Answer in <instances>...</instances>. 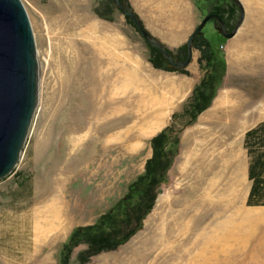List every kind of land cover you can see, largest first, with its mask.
Instances as JSON below:
<instances>
[{"label":"rangeland","instance_id":"rangeland-1","mask_svg":"<svg viewBox=\"0 0 264 264\" xmlns=\"http://www.w3.org/2000/svg\"><path fill=\"white\" fill-rule=\"evenodd\" d=\"M22 2L37 49L38 104L17 166L0 180V264H41L46 255L52 260L47 264H59L73 230L96 223L125 196L152 156V138L171 124L179 131V150L142 229L116 251L101 253L89 264H264V206L247 205L252 182L244 130L218 135L222 131L218 124L205 125L213 134H198L197 141L195 137L191 141L190 134L203 126L201 117L226 93L243 98L237 117L257 109L264 113V72L226 70L211 107L192 125H185L187 118L182 116L189 95L178 99L161 130L149 135L144 130L160 106L161 69L150 63V45L126 15L116 6L113 21L100 18L94 8L103 9V0ZM195 4L200 24L208 15L207 5L202 0ZM214 26L209 21L203 34L207 37ZM255 42H263L258 48L263 53L252 59L264 63V41ZM210 43L220 46L212 38ZM203 75L200 71L195 85ZM174 113L178 116L173 121ZM222 151L239 156V188L227 193L217 231L204 242L191 243V236L179 234L192 214L185 206L204 195L210 179L199 177L200 167L220 164ZM190 152L196 155L186 172ZM53 202L58 203L54 209ZM215 209L209 210L208 219ZM46 217L47 226L45 220L39 222ZM24 243L59 244L40 247L30 258L33 250L23 249ZM166 243L177 246L167 250ZM86 248L81 245L73 251L71 264H78L77 255Z\"/></svg>","mask_w":264,"mask_h":264},{"label":"trees","instance_id":"trees-1","mask_svg":"<svg viewBox=\"0 0 264 264\" xmlns=\"http://www.w3.org/2000/svg\"><path fill=\"white\" fill-rule=\"evenodd\" d=\"M202 1L207 5L208 14L220 16L228 31L233 29L240 14L233 0ZM103 2L104 8L96 6L95 14L107 21H113L117 10L115 1ZM195 3L198 4L199 0ZM126 18L134 26L127 16ZM211 21L218 28L217 22ZM193 47L200 52L198 63L204 75L194 86L183 107L182 116L187 118L185 123L187 126L192 125L198 116L212 105L226 74L224 58L220 55L219 49L213 47L204 37L203 32L194 38ZM149 49V61L156 69L187 73L185 69H172L167 59L156 48L149 46ZM169 52L173 55L171 51ZM186 56L187 47L184 45L174 57L184 61ZM177 116V113H174L172 120L174 121ZM178 132L174 124H171L152 138V156L146 162L144 172L130 183L125 196L101 215L96 223L73 230L62 247L59 264H71L73 251L81 245H86L87 248L77 255V262L89 264L93 257L101 253L116 251L142 229L145 217L153 209L162 185L168 180V172L179 150ZM245 147L250 157L248 176L252 182L247 205L264 206V122L246 132Z\"/></svg>","mask_w":264,"mask_h":264},{"label":"crops","instance_id":"crops-1","mask_svg":"<svg viewBox=\"0 0 264 264\" xmlns=\"http://www.w3.org/2000/svg\"><path fill=\"white\" fill-rule=\"evenodd\" d=\"M127 3L152 37L157 39L167 50L171 51L174 56L186 44L188 38L199 24L198 9L193 0H127ZM241 3L245 13L244 20L234 37L226 39L217 31L215 26L211 28L207 37L205 35L204 37L209 42L212 38L220 43L218 49L223 54L227 72H264V63L252 59L253 55H262L263 53L258 49L263 46V42L258 43L255 41H264V0H241ZM199 57V50L194 49L193 60L188 66L190 68H185L187 73L159 71L161 73V99L158 101L160 106L156 115L159 116L161 121V128L165 124L171 106L178 99L191 94L195 86L194 82H196V78L201 71L198 63ZM232 97L234 98L232 99ZM242 104L243 98L238 94L226 93L224 96L218 97L215 101L214 109L201 117L200 123H203V126L199 125L190 132L191 141L194 136L197 141L198 134H213L206 131L205 125L219 124L222 126V131L218 135L226 136L239 135L240 132L235 131L239 128L243 129L246 134L247 131L264 122V113H261L260 109L237 117V113L243 109ZM152 120L146 127H150ZM236 121H239V123L237 124ZM146 127L144 132H149V127L147 129ZM161 128L157 131L161 130ZM39 222H44V219L39 220ZM38 232L42 234L43 230H38ZM24 244L23 249L30 248L33 250V253L30 254L31 258L40 247L52 248L59 243ZM60 244L62 245L63 243ZM17 261L21 260L17 259ZM40 262L41 264H47L51 263L52 260L46 255Z\"/></svg>","mask_w":264,"mask_h":264},{"label":"water","instance_id":"water-1","mask_svg":"<svg viewBox=\"0 0 264 264\" xmlns=\"http://www.w3.org/2000/svg\"><path fill=\"white\" fill-rule=\"evenodd\" d=\"M115 5L132 21L146 42L167 59L174 70L185 69L193 60L194 38L215 20L226 38L235 36L244 20L241 0H233L240 10L231 31L216 14H208L186 42L184 61L174 57L145 29L127 0ZM39 63L31 22L22 0H0V180L17 166L38 104Z\"/></svg>","mask_w":264,"mask_h":264},{"label":"bare ground","instance_id":"bare-ground-1","mask_svg":"<svg viewBox=\"0 0 264 264\" xmlns=\"http://www.w3.org/2000/svg\"><path fill=\"white\" fill-rule=\"evenodd\" d=\"M160 110H159V112H160ZM146 114H147V112L145 113L144 116H146ZM153 117H154V119L152 120V124L150 125V127L149 126H148L149 128L146 127V129L147 128L150 129L149 132H148L149 135H152V134L156 133L157 130L159 128H161V126H162L161 125V121L159 119V116L156 115V116H153ZM194 141H195V139H194ZM233 141H235V140H233ZM205 142H207V141H205ZM194 155H196L195 152H190L189 155H188V158L186 160V164L184 165V170L186 172L189 170V168H191L193 166L194 159H195ZM233 155L234 156L230 157V154L228 155L225 151H222L221 155H220V158H221L220 164H218V165H209V166H207L208 169L205 168L206 166H201L200 165L201 167H200V170H199V177L202 179V178H205V176H207L206 179H208V180L210 179V180L208 181L207 186L205 185L206 187H205V190H204V192H205L204 195L195 196L194 201L189 203V204H187L185 206V209L192 210V214L190 215L189 220L186 219L188 221H186V223L183 225V227H181L180 230H179V234L181 236H184V238L187 237L188 235L191 236L190 237L192 239L191 243H196V244L198 243L199 244L201 242H204V241H206L209 238L210 232L211 233H213V232L215 233L217 231L216 226L219 223L222 222L221 221L222 220L221 216H223L222 215L223 214V211H222L223 208L221 209V207L223 206V202L225 201V198L230 194L229 193L227 195V193L231 190V188H233L235 192L239 188V182H240L238 180V173H239V166H240V164L238 163L239 156L235 155V154H233ZM210 175H211V177L209 178ZM202 182H203V180H202ZM199 186H200V184H199ZM202 190H203V188H202ZM232 199H233V197H232ZM234 200H235V198H234ZM57 204H55L53 202L51 208L54 209L55 207H57ZM213 208H216L215 209L216 213L214 211L215 214L212 216L211 219L209 218L210 219L209 220L208 219V217H209V213L208 212L211 209L213 210ZM225 210H227V209H225ZM184 212L185 211H183V213H181V214L185 215ZM199 217H201L202 219L200 218V220H201L200 224L197 225L198 227H196L194 225V223H195V221L197 219H199ZM47 219L48 218L46 217L44 220L47 221ZM180 219H183V218H180ZM208 220H209V222H208ZM209 230H211V231H209ZM175 245L177 246V244H175V243H166L165 246L163 245V247H164V249L168 250V249H170V247H172L174 249Z\"/></svg>","mask_w":264,"mask_h":264},{"label":"flooded vegetation","instance_id":"flooded-vegetation-1","mask_svg":"<svg viewBox=\"0 0 264 264\" xmlns=\"http://www.w3.org/2000/svg\"><path fill=\"white\" fill-rule=\"evenodd\" d=\"M177 58V57H176Z\"/></svg>","mask_w":264,"mask_h":264}]
</instances>
